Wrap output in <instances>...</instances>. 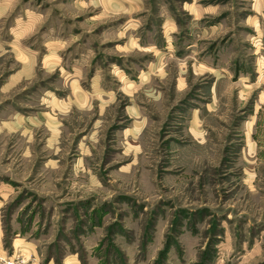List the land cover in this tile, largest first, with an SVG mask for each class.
<instances>
[{"label": "rangeland", "instance_id": "374dc122", "mask_svg": "<svg viewBox=\"0 0 264 264\" xmlns=\"http://www.w3.org/2000/svg\"><path fill=\"white\" fill-rule=\"evenodd\" d=\"M0 264H264V0H0Z\"/></svg>", "mask_w": 264, "mask_h": 264}]
</instances>
